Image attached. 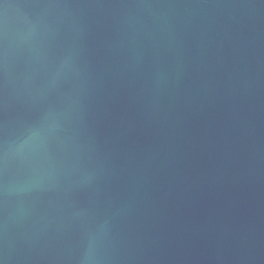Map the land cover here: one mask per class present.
<instances>
[{
    "label": "water",
    "instance_id": "95a60500",
    "mask_svg": "<svg viewBox=\"0 0 264 264\" xmlns=\"http://www.w3.org/2000/svg\"><path fill=\"white\" fill-rule=\"evenodd\" d=\"M0 264H264V0H0Z\"/></svg>",
    "mask_w": 264,
    "mask_h": 264
}]
</instances>
